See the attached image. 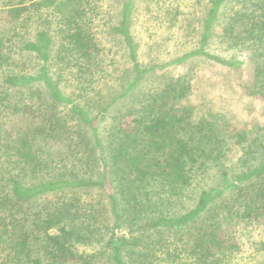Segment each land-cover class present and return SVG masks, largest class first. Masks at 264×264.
I'll use <instances>...</instances> for the list:
<instances>
[{
    "label": "trees",
    "instance_id": "trees-1",
    "mask_svg": "<svg viewBox=\"0 0 264 264\" xmlns=\"http://www.w3.org/2000/svg\"><path fill=\"white\" fill-rule=\"evenodd\" d=\"M227 1H212L196 48L143 65L130 29L135 0H122L109 29L122 65L96 36L94 0H0V264H234L238 233L264 230V143L232 134L231 146L260 155L238 172L223 168L216 186L174 211L209 165L221 166L226 140L212 121H191L185 83L141 90L195 59L241 65L208 48ZM248 3L223 20L221 39L255 48L246 91L264 101V0ZM94 190L106 208H94ZM255 251L264 255V239Z\"/></svg>",
    "mask_w": 264,
    "mask_h": 264
},
{
    "label": "rangeland",
    "instance_id": "rangeland-1",
    "mask_svg": "<svg viewBox=\"0 0 264 264\" xmlns=\"http://www.w3.org/2000/svg\"><path fill=\"white\" fill-rule=\"evenodd\" d=\"M213 0H135L131 18V34L137 46V53L143 65L170 63L184 53L197 47L203 24ZM250 0H228L220 9L219 20L209 51L225 59L241 62L237 69L226 70L202 59L192 60L184 65L169 66L164 75H152L146 79L141 90L149 92L159 89L169 79H173L177 87L185 83L190 87L188 97L182 105L191 109V121H212L218 127L223 140H226L221 166L209 165L207 171L198 176L192 189L183 198L181 205L174 211L184 210L190 200L201 189H209L218 184V176L223 168L231 173L240 171L243 160L258 157L254 148L247 146H231V135L237 131L248 134L249 140H257L256 145L264 143V101L247 94L246 88L254 79L258 58L255 48L245 46L226 48L221 33L223 20L237 11L251 9ZM98 9V18L94 31L98 39L106 47H110L118 61L124 65L123 55L118 41H113L109 34L112 24L118 21L122 0H94ZM171 14L173 16H169ZM175 21L168 22L173 18ZM126 101L111 111L100 125V135L110 124L111 116L125 112L130 106ZM230 137V138H229ZM229 140V141H228ZM234 140V139H233ZM250 141V142H251ZM249 142V143H250ZM251 144V143H250ZM259 147V146H258ZM90 200L94 208H106L105 196L100 191H92ZM123 234L124 230H116ZM264 239V230L254 225L240 231L237 241L240 251L235 256L234 264H255L264 259V255L255 251L256 243ZM98 250V249H93Z\"/></svg>",
    "mask_w": 264,
    "mask_h": 264
}]
</instances>
